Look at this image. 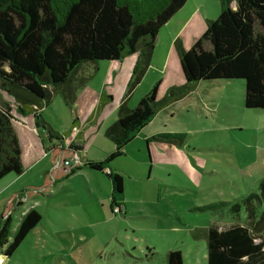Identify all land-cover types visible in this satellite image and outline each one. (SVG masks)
<instances>
[{"label": "trees", "instance_id": "obj_1", "mask_svg": "<svg viewBox=\"0 0 264 264\" xmlns=\"http://www.w3.org/2000/svg\"><path fill=\"white\" fill-rule=\"evenodd\" d=\"M187 0H0V180L24 172L22 145L13 125L14 111L33 114L37 127L47 131L46 149L52 168L41 186L27 187L19 196H44L59 181L74 176L83 166L104 172L113 196L124 191V177L109 164L125 154L126 146L163 108L189 94L198 84L245 80V106L264 108V0H220L221 13L208 22L205 33L191 48L178 39L175 49L186 84L173 86L159 99L160 81L130 108L122 103L117 122L106 135L116 150L103 161L75 163L82 146L55 131L43 117V108L61 94L65 104L76 100L74 79L87 63L122 61L139 53L134 83L141 80L152 59L159 32ZM7 95L11 100H7ZM111 97H104V100ZM14 103V104H13ZM77 119L72 123L74 127ZM152 139L177 146L184 133H159ZM70 163L67 165L66 162ZM21 204V198L18 205ZM113 211L120 206L113 201ZM221 211L231 222L212 223L205 231L208 264H264V180L259 193L241 199L195 207ZM118 212V211H117ZM226 212V213H224ZM118 213H121L119 211ZM42 216L34 207L21 216L12 231L11 214L0 216V255L11 256ZM181 250H172L167 264H184Z\"/></svg>", "mask_w": 264, "mask_h": 264}, {"label": "rangeland", "instance_id": "obj_2", "mask_svg": "<svg viewBox=\"0 0 264 264\" xmlns=\"http://www.w3.org/2000/svg\"><path fill=\"white\" fill-rule=\"evenodd\" d=\"M200 92L206 102L203 116L198 108L172 111L176 123L170 126L187 133L184 147H177L183 154L179 162L158 164L153 159L149 168L144 140L129 144L125 156L112 162L124 177V194L117 199L122 202L121 213L113 211L110 183L89 170L82 169L44 196L28 200L19 196L21 191L31 187L27 184L40 186L42 180L26 176L31 180L6 210L15 209L12 231L32 207L42 219L11 256L0 255V263L167 264L169 253L181 250L184 264H208L205 231L212 223L225 226L232 218L221 211L192 209L259 193L264 180V108L245 106L244 79L224 80L216 86L206 82ZM72 108L57 93L45 107V116L63 133L71 125ZM13 190L0 197V214Z\"/></svg>", "mask_w": 264, "mask_h": 264}, {"label": "crops", "instance_id": "obj_3", "mask_svg": "<svg viewBox=\"0 0 264 264\" xmlns=\"http://www.w3.org/2000/svg\"><path fill=\"white\" fill-rule=\"evenodd\" d=\"M219 13L220 7L217 0H187L184 6L161 28L152 59L145 74L137 83H134L135 71L142 66L141 55L139 53L127 56L122 61L93 63V66L87 65L89 63L84 65L74 79L76 101L72 110H74L75 116H71L69 121L72 122L69 127L67 126L70 123L69 121L65 122L63 126L68 127L64 128L63 133L71 130V134L65 138L62 144L67 146L73 140L74 128H77L81 133L79 141L83 149L79 155L81 163L86 159L94 161L105 160L116 150L115 144L110 141L106 132L117 122L119 106L122 103H126L130 108L135 107L158 81H160L158 90L159 99L166 97L173 86L186 84L180 58L175 49V42L180 39L186 49L191 48L194 42L205 33L209 20L215 19ZM201 86L203 85L198 84L189 94L161 109L152 121L140 130L129 143L131 144L135 140H144L148 143L149 162L147 166L149 168L153 167V159L158 164L164 162L172 164L173 162L180 161L179 159L183 154L182 150L177 147H184L185 144L177 146L154 139L148 141V139L163 132L182 133L180 130L172 128L169 124L170 122L176 123L175 113L172 112L176 107L181 108V110L188 107H191L190 110L198 108L199 115L203 116V113H201L203 112L202 106H204L203 104L206 105V102L204 101L202 92H200ZM108 96L111 98L104 100V97ZM4 97L7 100H11L7 95H4ZM192 105L195 106L193 107ZM47 110L43 108L44 116ZM188 114L189 120L195 122V116L190 112ZM14 116L13 125L20 138L23 150L22 161L24 172L21 175H8L0 180V197L8 194L9 190L14 189L12 191L14 192L13 198L5 206L4 212L0 214V216L4 214L7 216L10 213L12 220L15 209L8 213H6V210L10 211L12 208L11 203L19 192V189L27 184L28 180H31V178L27 177L25 179V177L28 175L30 177H38L40 181L42 180L41 186L45 181L47 173L52 168L46 152V149L51 145L47 131L37 127L33 114L22 115L14 111ZM48 117L45 116L48 120L47 122L52 128H55V122L48 119ZM76 119L77 123L72 127V123ZM55 129H57L56 131L60 130V128ZM112 162L109 164V167L112 170H116L113 168ZM82 169L89 170L93 174L106 178L110 183L112 205H114V199L117 202V199L124 194L123 191L121 194L113 196L112 183L104 172L95 171L87 166H83ZM82 169L74 176L81 173ZM27 185L34 186L33 184ZM118 204L120 205L122 202Z\"/></svg>", "mask_w": 264, "mask_h": 264}, {"label": "built area", "instance_id": "obj_4", "mask_svg": "<svg viewBox=\"0 0 264 264\" xmlns=\"http://www.w3.org/2000/svg\"><path fill=\"white\" fill-rule=\"evenodd\" d=\"M79 133V130L77 128H74V134H73V140L70 141L68 144H70L71 142L75 141L76 138H77V135ZM77 143H80V141H77ZM67 144V145H68ZM74 162L77 164V163H80V159H79V154L78 155H75V157L73 158ZM70 162L67 161L66 164L68 165ZM81 164V163H80ZM115 211H121V206H118Z\"/></svg>", "mask_w": 264, "mask_h": 264}, {"label": "water", "instance_id": "obj_5", "mask_svg": "<svg viewBox=\"0 0 264 264\" xmlns=\"http://www.w3.org/2000/svg\"><path fill=\"white\" fill-rule=\"evenodd\" d=\"M2 256V255H1Z\"/></svg>", "mask_w": 264, "mask_h": 264}]
</instances>
